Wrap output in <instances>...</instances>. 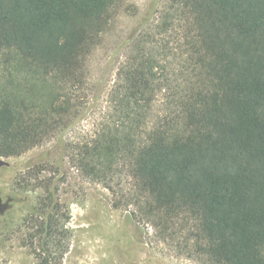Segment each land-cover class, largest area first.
Instances as JSON below:
<instances>
[{
	"label": "trees",
	"instance_id": "trees-1",
	"mask_svg": "<svg viewBox=\"0 0 264 264\" xmlns=\"http://www.w3.org/2000/svg\"><path fill=\"white\" fill-rule=\"evenodd\" d=\"M116 1L0 0V157L83 116L85 58ZM154 12L157 37L136 35L149 15L128 38L109 121L61 152L108 189L129 179L133 217L164 237L185 232L204 264H264V0H166ZM47 192L36 264L67 250Z\"/></svg>",
	"mask_w": 264,
	"mask_h": 264
},
{
	"label": "rangeland",
	"instance_id": "rangeland-1",
	"mask_svg": "<svg viewBox=\"0 0 264 264\" xmlns=\"http://www.w3.org/2000/svg\"><path fill=\"white\" fill-rule=\"evenodd\" d=\"M157 1L155 9L154 0H117L111 8L85 58L87 89L81 118L61 137L20 157H0V264L37 263L42 248L37 229L42 211H48L50 204L48 185L58 199L59 241L67 247L65 253L57 251L56 264H204L185 232L164 237L148 222L133 217L134 205L121 195L130 194L129 179L123 177L122 186L108 189L86 178L61 152L63 144L77 146L93 139L99 126L109 121V93L133 50L129 36L150 15L149 24L136 35L138 39L144 35L145 43L157 37L159 14L152 12L161 10L166 0ZM162 108L157 98L146 131Z\"/></svg>",
	"mask_w": 264,
	"mask_h": 264
},
{
	"label": "flooded vegetation",
	"instance_id": "flooded-vegetation-1",
	"mask_svg": "<svg viewBox=\"0 0 264 264\" xmlns=\"http://www.w3.org/2000/svg\"><path fill=\"white\" fill-rule=\"evenodd\" d=\"M0 206H1V203H0Z\"/></svg>",
	"mask_w": 264,
	"mask_h": 264
}]
</instances>
